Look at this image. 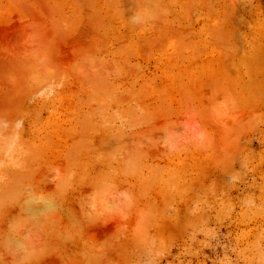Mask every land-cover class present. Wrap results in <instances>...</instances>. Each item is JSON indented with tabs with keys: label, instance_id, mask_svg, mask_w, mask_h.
<instances>
[{
	"label": "rangeland",
	"instance_id": "1",
	"mask_svg": "<svg viewBox=\"0 0 264 264\" xmlns=\"http://www.w3.org/2000/svg\"><path fill=\"white\" fill-rule=\"evenodd\" d=\"M0 264H264V0H0Z\"/></svg>",
	"mask_w": 264,
	"mask_h": 264
}]
</instances>
